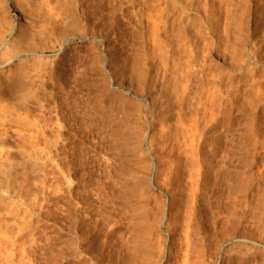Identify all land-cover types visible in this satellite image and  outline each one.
I'll list each match as a JSON object with an SVG mask.
<instances>
[{
    "label": "rangeland",
    "instance_id": "374dc122",
    "mask_svg": "<svg viewBox=\"0 0 264 264\" xmlns=\"http://www.w3.org/2000/svg\"><path fill=\"white\" fill-rule=\"evenodd\" d=\"M155 2H158V3H155ZM168 2H171V3H168ZM207 2H209V4ZM206 3L209 6L205 5ZM120 4L123 6H121ZM154 4H156V6ZM263 4H264V0H206V1L205 0H196V1L195 0H161V1L160 0H157V1L156 0H140L139 1L138 0V3H137V0H81L79 9H83V10H79L80 13L78 14V16L75 17V21L72 22V24L69 22L68 27H66V30L68 32H66V30L62 33L59 32L58 34L60 36L58 34H54L52 36V40H50L46 44L47 46L45 45V42H42L44 44L39 43V45H38V42H36L37 47H36L35 52H37L36 53L37 56L36 55H35L36 57L31 56L32 58L31 57L29 58L31 60H29L28 58L23 59L25 60V61H22L23 62L22 74H24L23 75L24 78L21 80L18 86L13 88V93H11V95L6 97L7 99L5 100V102L6 104L7 103L11 104V105L9 104L6 105V106H10L8 107L10 110H13L15 108L16 111H18V113L19 111H24V109L27 107H32L33 113L36 115L40 113L42 114L45 113L46 117H49V118L53 117V119H51L52 121L51 124L50 123L48 124V127L46 130L48 131V134L50 133L51 134L50 136L53 137L54 139H50V137L47 134L50 141L48 140V138L46 140L45 139L42 140L43 146L45 142H47V140L49 141L46 144L47 146H49L48 147L49 149L47 148L46 151L41 152L42 153L41 157H36L35 155V156H32L33 157L32 159L29 153L23 152V154L25 153V155H22L21 151L13 150L15 152V153L13 152L14 155L17 154L16 156L13 155L14 156L13 157L14 158L13 167L7 166L6 168L5 167L2 168L0 166V180H1L0 181V186H1L0 187V210L2 211L0 212L2 213V216L4 215L3 212L7 211L6 213L4 212L5 215L9 212L10 215L9 214L8 215L12 217V213L13 214L15 213L14 215H17L22 211L24 212L25 209L26 210L31 209L28 206L30 204L31 206L34 204V206L32 207L34 208V211H33L34 220L32 219V226L34 227V229L33 228L23 229V232L26 233L23 235L27 237L25 238L23 236V239H21L22 240L21 242H23L22 246L25 247L24 254L22 253L20 254L18 252L16 255L13 254L11 258H9L10 261L5 260V261H2L1 263L6 262L5 264H29V263L30 264H98V263L99 264H142L143 262H147L148 264H155L153 262L156 261L157 262L156 264H159V263L160 264H180L181 261L184 260L185 264L186 262L190 264V262L186 260V258L187 259L189 258V260H191V264H193L192 262L194 260L193 258L194 255L193 253L191 254L189 253L191 245H193V243L197 240L200 241V238L203 236V239L201 240H204V241H201V242L198 241L199 245L197 242H195L197 245L195 244L193 245V247H201L204 244L206 245V246L204 245L205 246L204 248L206 252H209L206 255L205 261L208 260L206 261V264H216V263L217 264H230L229 261H227L228 258H226L225 255L222 257V255H219L218 253H216L217 252L216 250L218 249V244L223 245L222 243L225 242V240H227L226 236L229 235V233L227 234L228 232L227 230L237 229L240 232L250 231L249 232L250 235H252L251 232H253L255 236L254 235L252 236L256 238L258 236L257 239L259 242H257V244L259 247L257 245L256 246L261 249L263 248V250L259 251L256 262H258L257 264H262V263L264 264V246H263L264 241L262 242L259 239L261 236L264 237V230L262 231V229H264V225H263L264 224V201H263L264 200V197H263L264 196V164H263L264 163L263 161L264 160V147H263L264 146L263 145L264 144V139H263L264 138L263 136L264 135V124H263L264 123V114H263L264 113V101H263L264 100V9H263L264 5ZM137 5L139 6L137 7ZM202 5L205 7L203 8ZM200 8L204 10L202 11L200 10ZM141 15L142 17H140ZM176 15L177 17H175ZM149 16L150 17L153 16L152 19H150ZM110 18L112 19L110 20ZM160 20L162 23H160ZM216 23L219 25H217ZM74 24L76 25V27ZM199 25H201L202 27ZM212 26L217 27V28H213ZM234 26L236 27L240 26L241 28L243 26L244 28L242 29H244V33L241 34L240 32L241 31L243 32V30L239 29L240 31H238V28L236 29V27L234 28ZM106 27L107 28L109 27V28L107 29ZM185 28H189L191 30L185 29ZM93 30L95 31L93 32ZM177 31L178 33L180 32L179 33L180 35L176 33ZM74 33L76 34L78 33L77 34L78 36H76V34ZM79 33L82 36L81 38L83 40L80 39ZM191 33H192V36H190ZM82 34L83 35L86 34V35L83 36ZM175 34L177 35V38ZM240 34L242 35V37ZM243 34L245 35V37ZM195 36L198 38H196ZM189 37H191V39ZM194 37L198 40L195 41ZM14 38L18 40V44L20 43L19 46L22 47V45L24 44L23 41H21L19 38H16V36H14ZM245 38L247 41L245 40ZM67 39L69 41H67L64 44V47L61 50L58 51L57 48L56 49L53 48L56 45L60 44V42H63L64 40H67ZM240 40L241 41L243 40V41L240 42ZM160 42L162 43L160 44ZM231 42L232 43L235 42V43H233L232 45ZM158 45H161L162 48L161 46L158 47ZM206 45H209V47ZM41 47L42 48L44 47V49L42 50ZM184 47L186 50L184 49ZM158 49L160 51H158ZM161 50H163L164 52ZM181 50L182 51L184 50V51L182 52ZM228 51L230 52V54H228L229 53ZM188 54L192 56L190 57ZM186 58H187V61H186ZM173 62L175 63V65L172 64ZM204 63H205V68H207V71H208V80H207L208 82L204 80L203 83L205 86L209 85L208 87L209 89L207 90L210 93L212 91L214 92V93L212 92L213 94L212 93L210 94V97L206 96L207 101L209 98L211 99V101L209 99L210 102H208L207 104L208 106L210 104V106L208 107L209 109L206 108L205 106L203 107L201 102L199 103L200 98L202 96L201 93L203 91L202 90L200 92V90L203 89L204 87L202 88V85L198 84V81L202 80L203 75L200 73L201 71L200 72H197V71H199V64H200V69H201V64H204ZM143 64L144 66H142ZM164 64L166 65L168 64L167 65L168 67ZM206 64H208L209 66ZM175 67H177V70H178L177 72H175L176 71ZM14 68H15V64L14 65L12 64L9 67L0 69V79L6 78L7 76H9V74H12L14 71ZM185 68L186 70H184ZM8 69H11L12 73H9V71L8 73L5 72ZM134 69L137 71V73ZM167 69H169L168 70L169 72H167ZM187 70H190V71L193 70L194 72L197 73L196 76L198 77L196 76L193 77L194 76L193 71L189 75ZM214 70L217 73L216 72L214 73ZM184 71L185 72L187 71L186 73L187 76ZM182 72H184V74ZM218 72L220 74H218ZM138 73H140L141 75ZM28 74L29 76L26 77L25 75H28ZM214 74H215V77H213ZM33 75L35 76L37 75V76L35 77ZM161 75L164 78L166 77L165 78L166 80H164V78ZM30 77L31 79H29ZM133 77H134V80H133ZM187 77L189 78V80H191L190 78H194V80L196 79L198 81H194L192 79L190 81L191 83L189 82L188 89H184L186 86L183 87V83L185 84L186 81H183L184 80L183 78L188 79ZM42 79L43 81H41ZM74 79L77 81H75ZM130 81L132 82L130 83ZM192 81H194L193 84H192ZM171 84L173 85L171 86ZM141 85L143 88L140 87ZM200 86L201 88H199ZM213 86L216 89L220 88L219 90H217L219 92L224 91L223 92L224 95H222L224 97L219 96L218 98L217 94H215L218 92H215L216 89L213 90ZM127 87H131V88H127ZM196 87H198L200 90ZM141 88L143 89L142 91H141ZM189 89L190 91L191 90L192 91L190 92ZM183 90L187 92V93L184 92L185 95L184 94L182 95ZM230 90H231V94H230ZM260 90H261V93H260ZM69 91H71V97L70 95L67 94L69 93ZM209 92H208V96H209ZM163 93L164 94L166 93V94L164 95ZM169 93L170 95H168ZM193 93H196L195 94L196 97L194 96ZM258 93L261 95H259ZM197 94L198 95L200 94L199 95L200 97L198 96L197 98ZM173 95H174V98H173ZM190 95H193V96H190ZM212 95H213L214 100H212V97H211ZM255 95L258 97H256ZM183 96L184 98L185 97L187 98V101H184ZM254 96L256 97V100L255 102H251V101H254L255 99ZM260 96H263V98L262 97L260 98ZM68 97L70 98V102H71L73 109H75V111L73 109H72L73 111L71 110L72 114L74 112L77 113L78 109L82 110V114H81L82 117H80L81 124L80 123L77 124L74 121H72L73 129H70V130H68L67 128V124H66L67 123L66 121L67 120L66 118L67 109H66V106H64L66 104L65 102L67 101ZM165 97L168 99H166ZM176 98H177V102H176ZM202 98L204 99L205 97H202ZM153 99L155 100L153 101ZM259 99L260 101L258 102ZM215 100H218V102L216 103ZM192 101H194L195 104L197 103V105L200 106V108L198 109L202 111L198 112V109H196L197 108L196 105L194 103H189ZM154 102H156L157 104ZM220 102L222 104H220ZM218 103L220 104V106L217 107ZM248 103L250 104V106ZM77 105H80V106L76 108ZM179 106L180 107L184 106L183 108L186 111H184L183 108H179ZM107 108L108 110H106ZM179 109L180 110L182 109L183 110L182 113L184 114L187 113L186 115H188L187 117L189 120L183 114L185 116V118L184 117L182 118L184 119V122L186 120L191 121L189 117H191V115L193 114L194 115L196 114L197 117L195 116L196 118L194 119V115H193V120L191 122L192 124H197L199 126L198 128L197 125H195L196 126V127L194 126L195 131L192 132V134L197 135L195 137L198 138L199 140L198 141L196 139L198 141V144L194 142V145H197V146L199 145L198 149H196V153L200 155L198 154L195 155L199 157H194L192 155L193 153L191 152L192 154H189V155L184 154L186 156L185 157L183 156L181 161H179L177 157L179 147L176 148V146L179 145L178 142L182 145L184 144L183 142L184 138L182 137V135H183V132H186L185 127H187L189 123L187 122L188 124L186 123L185 125V123L182 122V120H179L180 117L179 118L177 117L181 113ZM220 109L223 110V112L221 111V113L223 114L217 113L215 115L217 110L219 112ZM129 110L131 111V113L129 112ZM176 110H179L178 111L179 114L175 112ZM195 110H197L196 113H195ZM203 110L204 111L207 110L206 120L208 122L204 118H201L202 117L201 112L203 113V117H204ZM213 111H214V115H208V112L212 113ZM165 112L167 113L165 114ZM176 113L178 114L177 116H176ZM108 119L110 121H108ZM252 121L254 122L252 123ZM166 122L168 125L166 124ZM52 125L55 127H53ZM61 125L62 127H60ZM79 125H81L80 127L82 130V131L80 130L81 133L79 130L75 128V127L78 128ZM205 125H207V127ZM202 126H205L206 128L205 127L202 128ZM52 127L55 129L52 130ZM248 128L251 130H248ZM180 129L181 130L183 129L182 130L183 132ZM200 129H202V131H200ZM34 130L35 129H33L32 131ZM55 130H57V133ZM144 130L146 132H144ZM34 132H36V130ZM58 133L61 137L58 136ZM67 133L68 135L65 136V134ZM253 133H256V136L258 134L257 136L258 139H256V137L253 138V136L250 135ZM53 134L55 137L58 136L59 138L58 137L57 138L59 140L55 138ZM77 134L79 135L81 134L80 137ZM192 134L190 133L186 137L188 136L191 137ZM67 136L70 138L69 140L66 139ZM205 136L206 138H204ZM247 136H249V138ZM250 137L251 139L255 141L253 142L250 139ZM260 137L262 139H260ZM189 139L187 140L188 142L186 141L187 147H185V149L186 148L189 149L190 146L192 147V145H189L191 143L190 142L191 139L190 141ZM202 139L206 140V144L204 143L205 141H203ZM213 139L215 140V142ZM246 139H248V142ZM259 140L260 141L262 140L261 141L262 144ZM157 141H159V143ZM251 141L253 142V144H249ZM256 141H259V142L257 143ZM246 142L249 144V146H252V147H249ZM255 144L257 145L253 147V145ZM186 145H183V146H186ZM171 148L172 149L174 148V149L172 150ZM252 149L254 150V152H252L253 151ZM248 150H251L250 151L251 153L250 152L248 153ZM245 151H247V153H245ZM199 152H202V153H199ZM31 155L33 154L31 153ZM28 156H30L31 158H29ZM37 156H40V154H38ZM175 157L177 158L175 159ZM70 159L74 163H70L71 162ZM191 161H193L194 166H197V165H200L201 167L203 166L202 169H204L205 167L207 168L209 166L207 168V171L201 174V178H200L201 184L199 183L198 185L199 191L197 192L198 194L196 196V202H195L196 205L194 204V210H195L194 216L195 217L198 216V217L197 218L194 217L195 221L192 223L193 225H191L193 227V229H190L191 231L186 226V228H188V230L191 232L192 235L194 234V232H196L197 234H201L199 239L195 237L197 234L196 235L194 234L195 235V236L193 235V239H195L194 241H192L193 239H191L192 237L190 233L189 235L191 238H188L189 236H187L189 231L185 228V225H184V222L186 219L183 220L182 215L181 216L179 215L182 211V206L183 205L186 206V202L183 200L180 206V205L174 204V201H170V199L172 200V198H170L171 190L172 188L175 187V185H178L177 184L178 181L172 179L174 177L172 176V173L170 174L169 172H171L172 169L177 167L178 165H182L184 168H186V171H188ZM182 162L185 163V165ZM260 162L261 163L263 162V163L261 164ZM187 163L189 164L188 166L186 165ZM174 164L175 165L177 164V166L173 167ZM205 164L208 166H204ZM70 166H72V168ZM235 168H237L238 170ZM69 169L70 171H68ZM132 169H134V171ZM11 170H13V172ZM260 170H262L263 172ZM9 171L11 172V174L8 173ZM243 171L246 173L245 175ZM259 171L260 173L258 174ZM5 172L7 174H5ZM206 173H208V176ZM102 174L104 175V177ZM138 174L140 176H138ZM237 174H238V177H237ZM243 175L245 178H247V175H248V179H250L249 175L253 178V179L251 178L252 179L251 183L253 182L252 183L253 189L248 190V192L246 193L240 191L238 188V185L240 186V183L242 184L244 182L243 181L244 177H242ZM203 176H206V177L204 178ZM241 177L243 179H237ZM203 178L205 180H203ZM258 179L260 182L258 181ZM218 180L221 182H219ZM257 183L258 185H256ZM7 184L8 186H6ZM165 184H167V187L169 188L163 189L164 186L166 187ZM162 189L164 191H161ZM143 194L144 195L146 194V195L144 196ZM201 194H203L204 196ZM64 195H66V197ZM144 204L145 206H143ZM185 206H183L184 207L183 210H186ZM231 206H234L235 208L237 207L235 209L236 211L234 210V208L232 209ZM173 207L175 208L172 209ZM164 208H167V209H164ZM241 208L243 211L239 210ZM226 210L229 211L231 214L227 213ZM115 212H116V216H115ZM34 213L35 214L40 213V215H34ZM176 213L178 214L176 215ZM144 214L147 216H145ZM228 214L231 215L232 217L228 216ZM245 214L247 215L245 216ZM183 216L184 218H186L185 214H183ZM141 218H145V219H141ZM118 219L120 220L117 221ZM160 219H162L163 221L162 223H159ZM167 220L169 221V223ZM226 220H227L226 222L227 225H225ZM248 220H251V221H248ZM255 220H257L258 223ZM179 221L182 222L183 224L180 223ZM206 221L208 222V224ZM137 222L139 223V225ZM230 222H231V225H230L231 227L229 226ZM136 223H137V226H136ZM149 223L152 225H150ZM163 223L165 225H163ZM196 224L198 227L200 225L199 228L196 227L197 229H199V233H198V230L195 228ZM172 225L174 227H172ZM221 226H223L224 228ZM222 228L225 230H223ZM185 229L188 232L184 233ZM2 231L3 230H1L0 233H2ZM14 231L15 232L20 231V229H15ZM220 231H221V234H220ZM28 232L29 234L31 232V234L29 235ZM133 234H135L136 236H133ZM150 234H151V239H150ZM31 235H32V238H31ZM145 235H147L146 236L147 239L148 238L150 239V240L148 239V242H146L147 240L143 238V236ZM221 235L223 236V239H221L222 237ZM259 235L261 236L259 237ZM184 236H185V239H186V236L188 240L190 239L189 243L192 241L190 243L191 245L188 243V246H190L189 248L186 245L187 242L183 238ZM198 236L199 235H197V237ZM218 239H220V243L218 242L219 241ZM127 240L129 243H127ZM144 240H146L145 241L146 243L143 242ZM181 240H182V243H180ZM130 241L133 242V244H131ZM221 241L223 242L221 243ZM28 242L30 244L32 242V244L30 245ZM104 242L106 245L104 244ZM157 242H160V243H157ZM155 243L157 244L156 247H155ZM200 243L203 245H200ZM249 243L250 245H252L251 242ZM149 244H150V247H152L151 248L152 251H149L150 247L146 246V245L149 246ZM159 244L160 245L163 244L162 245L163 248L162 246H160L159 248ZM130 245L134 249H136L138 252H140V254L142 252V256H140L136 250L134 252V249ZM124 246L125 248H123ZM136 246L141 249L135 248ZM186 246H187V249L186 248L184 249V247ZM142 247L143 248L145 247V249L147 247L149 249L147 252L149 253H147L145 249L142 250L143 249ZM232 247L235 249V250L233 249V251L237 250L235 246H232ZM188 249L189 251H187L186 253V250ZM4 251L5 249H1L0 253L4 255L7 254V251L6 252ZM150 252H152V255L148 256L147 254H150ZM160 252L163 254H161ZM143 254H146L148 257H151V258H149L148 260L147 259L148 257L145 258L146 255L143 256ZM188 254H190V256H188ZM136 255H137V258H135ZM160 255H162L161 259L159 257ZM123 256H124V260H123ZM131 257H133L134 259H132ZM155 257H159V258L155 259ZM97 258L100 262L97 260ZM157 259H159L160 261H158ZM231 259L233 260V264H237V261L239 260L238 255L236 253L235 255H233ZM143 260H146V261H143ZM172 262H176V263H172ZM184 262L182 261V264Z\"/></svg>",
    "mask_w": 264,
    "mask_h": 264
},
{
    "label": "bare ground",
    "instance_id": "6f19581e",
    "mask_svg": "<svg viewBox=\"0 0 264 264\" xmlns=\"http://www.w3.org/2000/svg\"><path fill=\"white\" fill-rule=\"evenodd\" d=\"M14 0H0V69H4V68H6V67H9L10 65H14L15 64V68H14V71H13V73H12V71H11V69H8L7 71H5V72H7L8 73V71H9V73H12V74H9V76H7L6 78H3V79H0V166L2 167V168H6L7 166L8 167H13V163H14V156H16V155H14V151L13 150H19V151H21L22 152V155H25V153L23 154V152H26V153H29L30 154V156L32 157V156H35L36 155V157H41V152H43V151H46V149L49 147V146H47L46 144H47V142H49L50 140H49V137H50V139H54L53 137H51L50 135V133L48 134V131L46 130L47 129V127H48V124L50 123L51 124V119H53V117L51 118H49V117H46L45 116V113H40V114H38V115H36V114H34L33 113V109H32V107H27V108H25L24 109V111H19V113H18V111H16V109L14 108H12L13 110H15V111H13V110H10L8 107H10V106H6L7 104H9V103H7L6 104V102H5V100L7 99L6 97H8L9 95H11V93H13V88L14 87H16V86H18L19 85V83L21 82V80L24 78V74H22V72H23V69H22V64H23V62L22 61H25V60H23V59H25V58H30L31 56H37V52H35L36 51V47H37V44H36V42H38V45H39V43H41V44H44V43H42V42H45V45L50 41V40H52V36L54 35V34H58L59 32H64L65 30H66V27H68V24H69V22L72 24V22H74L75 21V17L76 16H78V14L80 13L79 12V10H83V9H79V5H80V2H81V0H15L14 2H13ZM140 1V0H139ZM157 1V0H156ZM161 1V0H160ZM196 1V0H195ZM206 1V0H205ZM124 2V1H123ZM132 2V1H131ZM134 2V1H133ZM136 2V1H135ZM143 2V1H142ZM147 2V1H146ZM201 2V1H200ZM137 3H138V0H137ZM155 3H158V2H155ZM163 3V2H162ZM168 3H171V2H168ZM196 3V2H195ZM198 3V2H197ZM208 4H209V2H207ZM205 4V5H208V4ZM141 4V3H140ZM148 4H150V3H148ZM152 4V3H151ZM164 4V3H163ZM199 4V3H198ZM121 5V4H120ZM155 6H156V4H154ZM264 5V4H263ZM121 6H123V5H121ZM139 5H137V7H138ZM166 6V5H165ZM175 6V5H174ZM197 6V5H196ZM199 6V5H198ZM203 6V5H202ZM209 6V5H208ZM207 6V7H208ZM147 7H148V5H147ZM160 7V6H159ZM163 7V6H162ZM205 6H203V8H204ZM212 7V6H211ZM214 7V6H213ZM81 8V7H80ZM151 8V7H150ZM196 8V7H195ZM199 8V7H198ZM209 8V7H208ZM263 8V7H262ZM135 9V8H134ZM158 9V8H157ZM167 9V8H166ZM166 9H164V10H166ZM170 9V8H169ZM172 9V8H171ZM216 9V8H215ZM264 9V8H263ZM115 10V9H114ZM118 10V9H117ZM179 10V9H178ZM199 10V9H198ZM200 10H202V8H200ZM204 10V9H203ZM202 10V11H203ZM214 10V9H213ZM119 11V10H118ZM136 11H138V10H136ZM141 11V10H140ZM158 11V10H157ZM162 11V10H161ZM174 11H175V9H174ZM121 12V11H120ZM124 12V11H123ZM178 12V11H177ZM176 12V13H177ZM143 13V12H142ZM158 13V12H157ZM165 13V12H164ZM168 13V12H167ZM179 13V12H178ZM181 13V12H180ZM160 14V13H159ZM163 14V13H162ZM92 15V14H91ZM169 15V14H168ZM84 16V15H83ZM125 16H126V14H125ZM92 17V16H91ZM96 17V16H95ZM100 17V16H99ZM140 17H142V15L140 16ZM150 17V16H149ZM153 17V16H152ZM152 17H150V19H152ZM157 17V16H156ZM174 17V16H173ZM175 17H177V15L175 16ZM181 17V16H180ZM179 17V18H180ZM79 18H81V17H79ZM100 19V18H99ZM98 19V20H99ZM102 19V18H101ZM112 18H110V20H111ZM121 19V18H120ZM164 19V18H163ZM87 20V19H86ZM92 20V19H91ZM89 21V20H88ZM95 21H97V20H95ZM94 21V22H95ZM163 21V20H162ZM77 22V21H76ZM113 22V21H112ZM159 22V21H158ZM167 22V21H166ZM169 22V21H168ZM260 22V21H259ZM90 23V22H89ZM101 23V22H100ZM160 23H162L161 22V20H160ZM188 23V22H187ZM191 23V22H190ZM197 23V22H196ZM70 24V25H71ZM77 24V23H76ZM82 24V23H81ZM116 24V23H115ZM199 24V23H198ZM201 24H203V23H201ZM217 24V23H216ZM75 25V24H74ZM78 25V24H77ZM95 25V24H94ZM159 25V24H158ZM158 25H156V26H158ZM175 25V24H174ZM217 25H219V24H217ZM224 25V24H223ZM165 26V25H164ZM189 26H190V24H189ZM199 26H201V25H199ZM210 26H211V24H210ZM71 27V26H70ZM75 27H76V25H75ZM160 27V26H159ZM194 27V26H193ZM202 27V26H201ZM213 27V26H212ZM220 27V26H219ZM227 27V26H226ZM236 26H234V28H235ZM247 27V26H246ZM100 28V27H99ZM107 28V27H106ZM109 28V27H108ZM107 28V29H108ZM113 28V27H112ZM163 28V27H162ZM164 28H166V27H164ZM190 28V27H189ZM189 28H185V29H189ZM192 28V27H191ZM198 28V27H197ZM213 28H217V27H213ZM238 28V31H240L239 29H241V30H243V32L241 31L240 33L242 34V33H244V29H242V28H244L243 26H242V28L239 26V27H236V29ZM176 29V28H175ZM233 29V28H232ZM89 30V29H88ZM156 30V29H155ZM163 30V29H162ZM166 30V29H165ZM189 30H191V29H189ZM216 30V29H215ZM222 30V29H221ZM227 30V29H226ZM95 30H93V32H94ZM104 31V30H103ZM108 31V30H107ZM158 31V30H157ZM197 31V30H196ZM203 31V30H202ZM235 31H237V30H235ZM66 32H68L67 30H66ZM72 32V31H71ZM93 32H91V33H93ZM97 32V31H96ZM109 32V31H108ZM111 32V31H110ZM173 32V31H172ZM193 32V31H192ZM211 32V31H210ZM98 33V32H97ZM177 34H179L178 33V31L176 32ZM194 33V32H193ZM247 33V32H246ZM74 34H76V33H74ZM78 34V33H77ZM76 34V36H78ZM159 34V33H158ZM163 34V33H162ZM173 34V33H172ZM171 34V35H172ZM182 34V33H181ZM238 34H239V32H238ZM240 34V35H241ZM249 34V33H248ZM59 35V34H58ZM64 35V34H63ZM79 35H80V33H79ZM83 35V34H82ZM84 35H86V34H84ZM83 35V36H84ZM160 35V34H159ZM176 35V34H175ZM180 35V34H179ZM178 35V36H179ZM244 35V34H243ZM14 36H16V38H19L21 41H23V45H22V43H21V45H22V47H20L19 46V44H18V40L17 39H15L14 38ZM60 36V35H59ZM65 36V35H64ZM72 36V35H71ZM75 36V35H74ZM98 36V35H97ZM162 36V35H161ZM165 36H166V34H165ZM168 36V35H167ZM190 36H192V33L190 34ZM198 36V35H197ZM211 36V35H210ZM216 36V35H215ZM239 36V35H238ZM82 36L80 35V39H82L81 38ZM163 37V36H162ZM185 37V36H184ZM183 37V38H184ZM196 37V36H195ZM194 37V38H195ZM201 37V36H200ZM224 37V36H223ZM241 37H242V35H241ZM244 37H245V35H244ZM65 38V37H64ZM76 38V37H75ZM88 38V37H87ZM176 38H177V35H176ZM187 38V37H186ZM190 39H191V37H189ZM196 38H198V37H196ZM195 38V41L196 40H198V39H196ZM204 38V37H203ZM206 38V37H205ZM17 42H16V41ZM83 40V39H82ZM193 40V39H192ZM211 40V39H210ZM219 40V39H218ZM234 40V39H233ZM245 40H246V38H245ZM244 40V41H245ZM62 41V40H61ZM67 41H69L68 39L67 40H64L63 42H60V44H58V45H54L55 47H53V48H57V50L59 51V50H61L63 47H64V44L67 42ZM194 41V40H193ZM222 41H223V39H222ZM235 41V40H234ZM243 41V40H242ZM241 40H240V42H242ZM247 41V40H246ZM245 41V42H246ZM53 42V41H52ZM192 42V41H191ZM211 42V41H210ZM213 42V41H212ZM221 42V41H220ZM237 42V41H236ZM239 42V41H238ZM162 42H160V44H161ZM164 43V42H163ZM175 43V42H174ZM193 43V42H192ZM199 43V42H198ZM228 43V42H227ZM232 43V42H231ZM233 43H235V42H233ZM233 43H232V45H233ZM195 44V43H194ZM210 44V43H209ZM242 44V43H241ZM240 44V45H241ZM248 44V43H247ZM36 45V46H35ZM165 45V44H164ZM188 45H190V44H188ZM192 45V44H191ZM201 45V44H200ZM225 45V44H224ZM246 45V44H245ZM47 46V45H46ZM159 46H161V45H158V47ZM168 46V45H167ZM175 46H176V44H175ZM197 46H199V45H197ZM206 46H208L209 47V45H206ZM243 46V45H242ZM247 46V45H246ZM157 47V48H158ZM166 47V46H165ZM178 47V46H177ZM236 47V46H235ZM235 47H234V49H235ZM40 48V47H39ZM42 48V47H41ZM48 48V47H47ZM161 48H162V46H161ZM173 48V47H172ZM179 48V47H178ZM201 48V47H200ZM237 48V47H236ZM241 48V47H240ZM245 48V47H244ZM44 49V47L42 48V50ZM160 49V48H159ZM158 49V51H160ZM175 49V48H174ZM184 49H185V47H184ZM239 49V48H238ZM254 49V48H253ZM56 50V51H57ZM178 50V49H177ZM177 50H176V52H177ZM186 50V49H185ZM200 50V49H199ZM241 50V49H240ZM161 51H163V50H161ZM175 51V50H174ZM182 51V50H181ZM184 51V50H183ZM182 51V52H183ZM234 51H236V50H234ZM239 51V50H238ZM164 52V51H163ZM162 52V53H163ZM180 52V51H179ZM202 52V51H201ZM220 52V51H219ZM229 52V51H228ZM165 53H166V51H165ZM192 53V52H191ZM223 53V52H222ZM234 53V52H233ZM157 54V53H156ZM164 54V53H163ZM163 54H161V55H163ZM177 54V53H176ZM205 54H207V53H205ZM228 54H230V52L228 53ZM242 54V53H241ZM158 55V54H157ZM156 55V56H157ZM165 55V54H164ZM170 55V54H169ZM189 55V54H188ZM203 55H204V53H203ZM203 55H202V57H203ZM223 55V54H222ZM35 56V57H36ZM160 56V55H159ZM178 56V55H177ZM190 56V55H189ZM192 56V55H191ZM190 56V57H191ZM210 56V55H209ZM221 56V55H220ZM237 56V55H236ZM240 56V55H239ZM242 56V55H241ZM137 57V56H136ZM180 57V56H179ZM178 57V58H179ZM32 58V57H31ZM158 58V57H157ZM175 58V57H174ZM193 58V57H192ZM229 58V57H228ZM247 58V57H246ZM34 59V58H33ZM139 59V58H138ZM191 59V58H190ZM194 59V58H193ZM198 59V58H197ZM206 59V58H205ZM225 59V58H224ZM242 59V58H241ZM29 60H31V59H29ZM140 60V59H139ZM203 60V59H202ZM26 61H27V59H26ZM141 61V60H140ZM186 61H187V58H186ZM190 61V60H189ZM204 61H206V60H204ZM229 61V60H228ZM235 61V60H234ZM241 61V60H240ZM239 62V61H238ZM242 62V61H241ZM263 62V61H262ZM161 63V62H160ZM163 63V62H162ZM166 63V62H165ZM178 63V62H177ZM230 63H232V62H230ZM142 64V63H141ZM172 64H174L175 65V63L173 62ZM184 64V63H183ZM191 64V63H190ZM236 64V63H235ZM132 65V64H131ZM164 65H166V64H164ZM168 65V64H167ZM166 65V66H167ZM171 65V64H170ZM206 65H208V64H206ZM231 65V64H230ZM249 65V64H248ZM137 66H138V64H137ZM142 66H144V64L142 65ZM177 66V65H176ZM193 66V65H192ZM209 66V65H208ZM132 67V66H131ZM136 67V66H135ZM168 67V66H167ZM182 67V66H181ZM176 68V71L175 72H177L178 70H177V67H175ZM179 68V67H178ZM210 68V67H209ZM246 68V67H245ZM249 68V67H248ZM149 69V68H148ZM166 69V68H165ZM171 69V68H170ZM181 69V68H180ZM179 69V70H180ZM192 69H194V68H192ZM213 69V68H212ZM230 69V68H229ZM12 70H13V68H12ZM46 70V69H45ZM135 70V69H134ZM150 70V69H149ZM148 70V71H149ZM160 70V69H159ZM169 69H167V72H169L168 71ZM183 70V69H182ZM181 70V71H182ZM184 70H186V68L184 69ZM41 71H42V69H41ZM47 71V70H46ZM136 71V70H135ZM188 71V73H189V75H190V73H192V71H190V70H187ZM187 71L185 72V74L187 73ZM201 71V72H200ZM247 71V70H246ZM250 71V70H249ZM4 72V73H5ZM108 72V71H107ZM184 72H182L183 74H184ZM194 72V71H193ZM197 72H200L203 76H202V80H194V78H190L191 80L193 79L194 81H198V84H201L202 85V88L203 89H199V88H201V86L198 88V87H196V88H198L199 90H200V92L202 91V96H201V98H200V101H199V103L201 102V104L203 105V107L205 106L206 108H208L209 106H210V104H209V106L207 105L208 104V102H210L211 101V99H210V101H209V99H208V101H207V99H206V96L207 97H210V94L213 92L212 90H210V91H212L211 93L207 90V89H209L208 87H209V85L208 86H205L204 85V83H203V81L204 80H208V71H207V68H205V63L204 64H201V69H200V64H199V71H197ZM216 71L214 70V73H215ZM220 72H222V71H220ZM231 72V71H230ZM41 73V72H40ZM43 73V72H42ZM77 73V72H76ZM79 73H81V72H79ZM86 73V72H85ZM136 73H137V71H136ZM149 73V72H148ZM180 73V72H179ZM217 73V72H216ZM247 73V72H246ZM251 73V72H250ZM39 74V73H38ZM133 74V73H132ZM135 74V73H134ZM138 74H140V73H138ZM151 74V73H150ZM176 74V73H175ZM196 72H194L193 73V77H195L196 76ZM199 74V73H198ZM211 74V73H210ZM218 74H220L219 72H218ZM236 74V73H235ZM77 75V74H76ZM81 75V74H80ZM90 75V74H89ZM88 75V76H89ZM141 75V74H140ZM163 75V74H162ZM161 75V76H162ZM165 75V74H164ZM229 75V74H228ZM228 75H227V77H228ZM237 75V74H236ZM243 75V74H242ZM26 77H28L29 76V74L28 75H25ZM33 76H35V75H33ZM37 76V75H36ZM35 76V77H36ZM49 76V75H48ZM74 76H75V74H74ZM117 76V75H116ZM132 76V75H131ZM135 76H137V75H135ZM177 76H178V74H177ZM186 76H187V74H186ZM211 76V75H210ZM209 76V77H210ZM221 76V75H220ZM25 77V78H26ZM32 77V76H31ZM31 77L29 78V79H31ZM35 77H33V78H35ZM78 77V76H77ZM87 77V76H86ZM157 77H158V75H157ZM163 77V76H162ZM161 77V78H162ZM172 77V76H171ZM183 77H184V75H183ZM196 77H198V76H196ZM212 77V76H211ZM213 77H215V74H214V76ZM232 77V76H231ZM69 78V77H68ZM81 78V77H80ZM116 78V77H115ZM132 78V77H131ZM160 78V79H161ZM164 78V77H163ZM166 78V77H165ZM164 78V80H166ZM176 78V77H175ZM186 78V77H185ZM185 78H183L184 80L183 81H186L187 82V84H186V82H185V84L183 83V87L184 86H186L184 89H188V87H189V82L191 81V80H189V78L188 79H185ZM27 79V78H26ZM43 79H44V77H43ZM43 79L41 80V81H43ZM89 79H90V77H89ZM92 79V78H91ZM117 79H118V77H117ZM125 79H127V78H125ZM124 79V80H125ZM144 79H145V77H144ZM154 79H155V77H154ZM174 79V78H173ZM177 79V78H176ZM217 79V78H216ZM215 79V80H216ZM219 79V78H218ZM221 79V78H220ZM75 80V79H74ZM79 80V79H78ZM113 80V79H112ZM133 80H134V77H133ZM132 80V81H133ZM163 80V81H164ZM170 80V79H169ZM181 80V79H180ZM227 80V79H226ZM230 80V79H229ZM75 81H77V80H75ZM132 81H130V83L132 82ZM194 81H192V84H193V82ZM210 81V80H209ZM220 81V80H219ZM99 82V81H98ZM101 82V81H100ZM161 82V81H160ZM168 82H170V81H168ZM175 82V81H174ZM208 82V81H207ZM227 82V81H226ZM239 82H241V81H239ZM238 82V83H239ZM41 83H43V82H41ZM65 83H66V81H65ZM74 83V82H73ZM191 83V82H190ZM197 83V82H196ZM203 83V84H202ZM69 84V83H68ZM78 84V83H77ZM117 84V83H116ZM115 84V85H116ZM122 84V83H121ZM154 84V83H153ZM170 84V83H169ZM206 84V83H205ZM218 84V83H217ZM101 85V84H100ZM130 85V84H129ZM163 85V84H162ZM165 85V84H164ZM173 84H171V86H172ZM204 85V86H203ZM207 85V84H206ZM228 85V84H227ZM77 86H79V85H77ZM103 86V85H102ZM120 86V85H119ZM123 86V85H122ZM121 86V87H122ZM128 86V85H127ZM134 86V85H133ZM147 86V85H146ZM217 86V85H216ZM215 86V87H216ZM20 87V86H19ZM24 87H26V86H24ZM138 87V86H137ZM140 87H142V85L140 86ZM170 87V86H169ZM212 87V86H211ZM231 87V86H230ZM22 88V87H21ZM101 88V87H100ZM127 88H131V87H127ZM135 88V87H134ZM143 88V87H142ZM141 88V91L143 90ZM145 88V87H144ZM196 88H195V90H196ZM137 89V88H136ZM135 89V90H136ZM146 89V88H145ZM176 89V88H175ZM214 89H216V88H214V86H213V90ZM220 88H218V89H216V91L215 92H218V93H215V94H217V97L219 98V96H222V95H224V91H217V90H219ZM222 89V88H221ZM232 89V88H231ZM234 89V88H233ZM21 90V89H20ZM107 90V89H106ZM112 90V89H111ZM110 90V91H111ZM129 90V89H128ZM132 90V89H131ZM227 90V89H226ZM23 91V90H22ZM134 91V90H133ZM189 91H190V89H189ZM192 91V90H191ZM190 91V92H191ZM194 91V90H193ZM198 91V90H197ZM197 91H195V92H197ZM112 92V91H111ZM145 92H147V91H145ZM163 92V91H162ZM167 92V91H166ZM177 92V91H176ZM182 92V91H181ZM184 92H186V91H184L183 90V92H182V95L184 94ZM189 92V93H190ZM208 92H209V96H208ZM226 92V91H225ZM259 92V91H258ZM128 93V92H127ZM149 93V92H148ZM187 93V92H186ZM197 93H199V92H197ZM214 93V92H213ZM212 93V94H213ZM260 93H261V90H260ZM68 95H70V97H71V91H69V93H67ZM146 94V93H145ZM164 94V93H163ZM166 94V93H165ZM164 94V95H165ZM181 94V93H180ZM194 94V96H195V94L196 93H193ZM221 94V95H220ZM230 94H231V90H230ZM259 94V93H258ZM257 94V95H258ZM74 95V94H73ZM72 95V96H73ZM90 95V94H89ZM99 95V94H98ZM137 95V94H136ZM141 95V94H140ZM163 95V96H164ZM168 95H170V93L168 94ZM179 95V94H178ZM185 95V94H184ZM189 95V94H188ZM200 95V94H199ZM198 94H197V98H198V96H199ZM232 95H234V94H232ZM231 95V96H232ZM259 95H261V94H259ZM79 96V95H78ZM120 96H122V95H120ZM142 96V95H141ZM167 96V95H166ZM181 96V95H180ZM190 96H193V95H190ZM215 96V95H214ZM237 96V95H236ZM256 96V95H255ZM254 96V97H255ZM93 97V96H92ZM117 97V96H116ZM162 97V96H161ZM172 97V96H171ZM170 97V98H171ZM179 97V96H178ZM182 97V96H181ZM188 97V96H187ZM196 97V96H195ZM200 97V96H199ZM202 97H205L204 99L202 98ZM212 97V100H214V98H213V95L211 96ZM216 97V96H215ZM222 97H224V96H222ZM256 97H258V96H256ZM256 97H255V99H254V101H251L250 99V101L251 102H255V100H256ZM263 98V96H260V98ZM108 98V97H107ZM123 98V97H122ZM166 98V97H165ZM164 98V99H165ZM173 98H174V95H173ZM183 98H184V96H183ZM190 98V97H189ZM191 98H193V97H191ZM221 98V97H220ZM117 99V98H116ZM119 99V98H118ZM152 99V98H151ZM166 99H168V98H166ZM182 99V98H181ZM225 99V98H224ZM241 99V98H240ZM65 100V99H64ZM63 100V101H64ZM77 100V99H76ZM144 100V99H143ZM155 99H153V101H154ZM221 100V99H220ZM223 100V99H222ZM227 100V99H226ZM248 100V101H249ZM262 100V99H261ZM63 101H61V102H63ZM103 101V100H102ZM141 101V100H140ZM160 101V100H159ZM167 101V100H166ZM171 101H172V99H171ZM184 101H187V98L185 97L184 98ZM189 101V100H188ZM206 101H207V103H206ZM216 101V103L218 102V100H215ZM224 101V100H223ZM222 101V102H223ZM260 101V99L258 100V102ZM264 101V100H263ZM73 102V101H72ZM75 102V101H74ZM79 102V101H78ZM85 102V101H84ZM104 102V101H103ZM126 102V101H125ZM124 102V103H125ZM157 102V101H156ZM156 102H154V103H156ZM161 102V101H160ZM176 102H177V98H176ZM251 102H249V103H251ZM257 102V103H258ZM66 103V104H65ZM64 104V106H66V109H67V116H66V118H67V128H68V130H70V129H73V125H72V121H74L75 123H77V124H79L81 121H80V117H82V110L81 109H78L77 110V113H71L73 110L75 111V109H73V107H72V105H71V102H70V98L68 97L67 98V101L65 102ZM114 103V102H113ZM123 103V102H122ZM152 103V102H151ZM171 103V102H170ZM184 103V102H183ZM189 103H194V101H192V102H189ZM248 103V104H249ZM59 104H60V102H59ZM82 104V103H81ZM84 104V103H83ZM157 104V103H156ZM159 104V103H158ZM163 104V103H162ZM169 104V103H168ZM195 104V103H194ZM220 104H222L221 102H220ZM220 104L218 103V105H217V107L218 106H220ZM233 104V103H232ZM235 104V103H234ZM253 104V103H252ZM259 104V103H258ZM257 104V105H258ZM9 105H11V104H9ZM53 105H54V103H53ZM155 105V104H154ZM165 105V104H164ZM181 105V104H180ZM196 105V109H198V108H200V106H198L197 105V103L195 104ZM195 105H193V106H195ZM201 105V106H202ZM256 105V104H255ZM78 106H80V105H77L76 106V108L78 107ZM95 106V105H94ZM146 106V105H145ZM249 106H250V104H249ZM12 107V106H11ZM41 107V106H40ZM60 107V106H59ZM91 107V106H90ZM116 107V106H115ZM124 107H126V106H124ZM156 107V106H155ZM158 107V106H157ZM169 107V106H168ZM184 106H182V107H180L179 106V108H183ZM253 107H254V105H253ZM56 108V107H55ZM61 108V107H60ZM80 108V107H79ZM128 108V107H127ZM148 108V107H147ZM40 109V108H39ZM46 109H48V108H46ZM73 109V110H72ZM83 109V108H82ZM134 109V108H133ZM140 109V108H139ZM144 109V108H143ZM151 109V108H150ZM153 109V108H152ZM155 109V108H154ZM193 109V108H192ZM202 109V108H201ZM209 109V108H208ZM18 110V109H17ZM72 110V111H71ZM106 110H108V108L106 109ZM111 110V109H110ZM124 110V109H123ZM128 110V109H127ZM180 110V109H179ZM179 110H176L175 112H177L178 113V111ZM183 110L184 111H186L184 108H183ZM182 109L180 110V115H178L177 113H176V116L179 118V120H182V122H184V119H182L183 117L185 118V116L187 117L188 115H186V114H184V113H182V111H183ZM50 111V110H49ZM148 111V110H147ZM152 111V110H151ZM160 111V110H159ZM162 111V110H161ZM196 111L197 110H195V113H196ZM199 111H202V110H200V109H198V112ZM221 111L223 112V110H221L220 109V111L218 112V110H217V112L215 113V115L218 113H220V114H223V113H221ZM20 112H22V113H20ZM86 112V111H85ZM90 112H92V111H90ZM97 112H99V111H97ZM129 112L131 113V111L129 110ZM150 112V111H149ZM172 112V111H171ZM203 112H204V117H203V113L201 112V114H202V117L201 118H204L205 120H206V114H207V110H203ZM61 113V112H60ZM89 113V112H88ZM103 113V112H102ZM125 113V112H124ZM151 113V112H150ZM153 113V112H152ZM163 113V112H162ZM167 112H165V114H166ZM174 113V112H173ZM92 114V113H91ZM100 114H101V112H100ZM118 114V113H117ZM122 114V113H121ZM133 114V113H132ZM147 114V113H146ZM164 114V115H165ZM182 114V115H181ZM185 116H184V115ZM199 114V113H198ZM197 114V115H198ZM264 114V113H263ZM104 115V114H103ZM108 115V114H107ZM129 115V114H128ZM137 115V114H136ZM144 115V114H143ZM162 115V114H161ZM171 115V114H170ZM173 115H175V114H173ZM194 115V114H193ZM193 115H191V117H189L190 118V120L192 121L193 120ZM208 115H214V111L212 112V113H210V112H208ZM94 116H96V115H94ZM98 116V115H97ZM99 116H101V115H99ZM105 116V115H104ZM148 116V115H147ZM196 116V114L194 115V119L197 117H195ZM226 116V115H225ZM258 116V115H257ZM107 117V116H106ZM135 117H137V116H135ZM57 118V117H56ZM87 118V117H86ZM100 118V117H99ZM103 118V117H102ZM110 118V117H109ZM142 118H143V116H142ZM171 118V117H170ZM227 118V117H226ZM55 119V118H54ZM89 119V118H88ZM105 119V118H104ZM130 119V118H129ZM153 119V118H152ZM187 119H188V117H187ZM249 119H250V117H249ZM81 120H82V118H81ZM99 120V119H98ZM103 120V119H102ZM131 120V119H130ZM161 120V119H160ZM169 120H171V119H169ZM189 120V119H188ZM58 121V120H57ZM89 121H91V120H89ZM96 121V120H95ZM94 121V122H95ZM107 121V120H106ZM108 121H110L109 119H108ZM138 121V120H137ZM191 121H185L184 123H185V125H186V123L188 124L187 125V127H185L186 128V132H183L182 130L183 129H185V128H183L181 131L183 132V135H182V137L184 138L183 139V142H184V144L183 145H186L187 144V140L190 138L191 139V141H190V139H189V141L191 142L189 145H192V147L190 146V150L189 149H185V147H187V145L186 146H183L182 144H180L177 140V142H178V146H176V148L177 147H179V150H178V154H177V157H178V159H179V161H181L182 160V157L184 156H186V155H189V154H192L194 157H199V156H195V155H197L198 153H196V149H198V146L197 145H194V142H196L197 144H198V138H196L195 136H197V135H194V134H192V132H194L195 131V125H197V124H192V122ZM207 121V120H206ZM219 121V120H218ZM244 121V120H243ZM54 122V121H53ZM60 122V121H59ZM58 122V123H59ZM64 122V121H63ZM102 122V121H101ZM141 122V121H140ZM172 122V121H171ZM199 122V121H198ZM208 122V121H207ZM245 122V121H244ZM247 122V121H246ZM254 121H252V123H253ZM256 122V121H255ZM56 123V122H55ZM91 123V122H90ZM136 123V122H135ZM205 123V122H204ZM226 123V122H225ZM12 124V125H11ZM54 124V123H53ZM63 124V123H62ZM65 124V125H66ZM81 124V123H80ZM107 124V123H106ZM121 124V123H120ZM127 124V123H126ZM137 124V123H136ZM135 124V125H136ZM154 124V123H153ZM166 124H167V122H166ZM171 124V123H170ZM169 124V125H170ZM264 124V123H263ZM10 125V126H9ZM56 125H58V124H56ZM95 125V124H94ZM100 125V124H99ZM125 125V124H124ZM133 125V124H132ZM139 125V124H138ZM168 125V124H167ZM172 125V124H171ZM176 125V124H175ZM53 126V125H52ZM77 126V125H76ZM84 126V125H83ZM137 126V125H136ZM140 126V125H139ZM138 126V127H139ZM151 126V125H150ZM195 126V127H194ZM206 127H207V125H205ZM205 126H202V128H204ZM50 127H51V125H50ZM53 127H55V126H53ZM52 127V130L53 129H55V128H53ZM57 127H59V126H57ZM60 127H62V125L60 126ZM81 125H79L78 126V128L77 127H75L77 130H81ZM87 127V126H86ZM96 127V126H95ZM98 127V126H97ZM135 127V126H134ZM152 127V126H151ZM197 127L199 128V126L197 125ZM205 127V128H206ZM211 127H212V125H211ZM252 127V126H251ZM250 127V128H251ZM74 128V129H75ZM83 128V127H82ZM125 128V127H124ZM133 128V127H132ZM149 128V127H148ZM176 128V127H175ZM182 128V127H181ZM201 128V127H200ZM210 128V127H209ZM216 128V127H215ZM227 128V127H226ZM232 128V127H231ZM262 128V127H261ZM33 129H35L36 130V132H34V131H32ZM60 129V128H59ZM92 129V128H91ZM90 129V130H91ZM96 129V128H95ZM101 129V128H100ZM142 129V128H141ZM152 129V128H151ZM170 129V128H169ZM221 129V128H220ZM66 130V129H65ZM65 130H64V132H65ZM76 130V131H77ZM84 130H85V128H84ZM110 130V129H109ZM135 130V129H134ZM162 130V129H161ZM199 130V129H198ZM246 130H247V128H246ZM248 130H251V129H249L248 128ZM252 130H253V128H252ZM263 130V129H262ZM46 131H47V133H46ZM56 131V133H57V130H55ZM78 131V132H79ZM82 131V130H81ZM81 131H80V133H81ZM98 131V130H97ZM104 131V130H103ZM200 131H202V129H200ZM244 131V130H243ZM256 131V130H255ZM61 132V131H60ZM107 132V131H106ZM111 132V131H110ZM113 132V131H112ZM144 132H146L145 130H144ZM171 132H172V130H171ZM174 132V131H173ZM181 132V133H182ZM206 132V131H205ZM217 132V131H216ZM224 132V131H223ZM253 132V131H252ZM71 133V132H70ZM84 133V132H83ZM140 133V132H139ZM164 133V132H163ZM192 134V136L191 137H186L188 134ZM197 133V132H196ZM204 133V132H203ZM47 134H48V136H47ZM87 134V133H86ZM142 134H143V132H142ZM153 134H155V133H153ZM171 134V133H170ZM176 134V133H175ZM245 134V133H244ZM255 136H254V135ZM253 134H250L251 136H253V138H255L256 137V139H258V134H257V136H256V133H253ZM57 135V134H56ZM62 135V134H61ZM63 135H64V133H63ZM66 135H68V133L67 134H65V136ZM79 137H80V135L79 134H77ZM103 135V134H102ZM140 135V134H139ZM205 135V134H204ZM219 135V134H218ZM249 135V134H248ZM53 136H54V134H53ZM58 136H60L59 135V133H58ZM58 136H54L55 138H57ZM83 136V135H82ZM81 136V137H82ZM132 136V135H131ZM175 136V135H174ZM203 136V135H202ZM260 136V135H259ZM264 136V135H263ZM61 137V136H60ZM75 137V136H74ZM105 137V136H104ZM235 137V136H234ZM248 138H249V136H247ZM48 138V140H47V142H45V144H44V146H43V143H42V140H46ZM59 138V137H58ZM57 138V139H58ZM85 138V137H84ZM153 138H155V137H153ZM204 138H206V136L204 137ZM209 138V137H208ZM212 138V137H211ZM219 138V137H218ZM217 138V139H218ZM67 140H69L70 138L67 136V138H66ZM90 139V138H89ZM95 139V138H94ZM144 139H145V137H144ZM157 139V138H156ZM161 139V138H160ZM175 139V138H174ZM198 141H197V140ZM243 139V138H242ZM250 139H251V137H250ZM250 139H249V141H250ZM260 139H262L261 137H260ZM264 139V138H263ZM59 140V139H58ZM57 140V141H58ZM72 140V139H71ZM79 140H81V139H79ZM106 140V139H105ZM180 140V139H179ZM196 140V141H195ZM201 140V139H200ZM203 141H205L204 143L206 144V140H204V139H202ZM214 140V139H213ZM239 140V139H238ZM247 140V142H248V139H246ZM253 142L255 141V140H253V139H251ZM64 141V140H63ZM77 141V140H76ZM138 141V140H137ZM187 141V142H186ZM250 142L249 144H253V142ZM260 141V140H259ZM259 141H256L257 143L259 142ZM262 141V140H261ZM260 141V142H261ZM12 142H13V144H12ZM90 142V141H89ZM139 142V141H138ZM158 143H159V141H157ZM214 142H215V140H214ZM219 142V141H218ZM238 142V141H237ZM244 142V141H243ZM246 142V143H247ZM54 143H55V141H54ZM57 143V142H56ZM61 143V142H60ZM68 143V142H67ZM83 143H85V142H83ZM107 143V142H106ZM245 143V142H244ZM243 143V144H244ZM66 144V143H65ZM104 144V143H103ZM161 144V143H160ZM248 144V143H247ZM246 144V145H247ZM249 144H248V146H249ZM261 144H262V142H261ZM49 145V144H48ZM99 145V144H98ZM122 145V144H121ZM156 145V144H155ZM188 145V146H189ZM226 145V144H225ZM241 145V144H240ZM257 144H255V145H253V147L254 146H256ZM264 145V144H263ZM261 146V145H260ZM259 146V147H260ZM61 147V146H60ZM63 147V146H62ZM68 147V146H67ZM100 147V146H99ZM102 147V146H101ZM143 147V146H142ZM161 147V146H160ZM169 147V146H168ZM197 147V148H196ZM249 147H252V146H249ZM264 147V146H263ZM83 148V147H82ZM148 148V147H147ZM244 148V147H243ZM262 148V147H261ZM49 149V148H48ZM64 149V148H63ZM85 149V148H84ZM94 149V148H93ZM144 149V148H143ZM158 149V148H157ZM172 149V148H171ZM174 149V148H173ZM172 149V150H173ZM183 149V150H182ZM219 149V148H218ZM255 149V148H254ZM58 150V149H57ZM95 150H97V149H95ZM149 150V149H148ZM169 150V149H168ZM167 150V151H168ZM171 150V151H172ZM182 150V151H181ZM253 150V149H252ZM257 150V149H256ZM263 150V149H262ZM81 151V150H80ZM251 150H248V153L250 152ZM14 152V153H13ZM20 152V153H21ZM40 152V153H39ZM68 152V151H67ZM84 152V151H83ZM159 152H161V151H159ZM175 152V151H174ZM177 152V151H176ZM192 152V153H191ZM252 152H254V150L252 151ZM262 152V151H261ZM19 153V152H18ZM31 153L33 154V155H31ZM58 153H59V151H58ZM75 153V152H74ZM95 153H97V152H95ZM167 153V152H166ZM196 153V154H195ZM199 153H202V152H199ZM245 153H247V151H245ZM251 153V152H250ZM38 154H40V156H37ZM86 154H88V153H86ZM107 154V153H106ZM174 154V153H173ZM184 154H186V155H184ZM225 154V153H224ZM240 154V153H239ZM14 155V156H13ZM47 155V154H46ZM54 155V154H53ZM76 155V154H75ZM176 155V154H175ZM198 155H200V154H198ZM241 155V154H240ZM259 155V154H258ZM263 155V154H262ZM262 155H260V156H262ZM21 156V155H20ZM30 156H28L29 158H31ZM42 156H44V155H42ZM78 156V155H77ZM106 156V155H105ZM108 156V155H107ZM167 156V155H166ZM239 156V155H238ZM35 157V158H36ZM70 157V156H69ZM72 157V156H71ZM95 157V156H94ZM177 157H175V159L177 158ZM189 157H191V156H189ZM243 157V156H242ZM256 157V156H255ZM25 158H27V157H25ZM55 158V157H54ZM59 158V157H58ZM73 158V157H72ZM212 158V157H211ZM258 158H260V157H258ZM32 159H33V157H32ZM75 159V158H74ZM122 159V158H121ZM186 159V158H185ZM204 159H205V157H204ZM218 159V158H217ZM248 159V158H247ZM249 159H251V158H249ZM28 160V159H27ZM36 160V159H35ZM71 160V159H70ZM78 160V159H77ZM82 160V159H81ZM125 160V159H124ZM123 160V161H124ZM155 160V159H154ZM216 160V159H215ZM243 160V159H242ZM30 161V160H29ZM33 161V160H32ZM38 161V160H37ZM40 161V160H39ZM42 161V160H41ZM51 161V160H50ZM60 161V160H59ZM126 161V160H125ZM158 161V160H157ZM198 161V160H197ZM224 161V160H223ZM247 161V160H246ZM251 161V160H250ZM257 161V160H256ZM264 161V160H263ZM130 162V161H129ZM192 162V163H191ZM190 162V167H189V170L188 171H186V168H184L182 165H178L177 166V164L175 165L174 164V166L173 167H175V166H177V167H175V168H173L172 169V171L171 172H169L170 174L172 173V176L174 177V178H172V179H174V180H177L178 182H177V184L178 185H175V187L174 188H172V190H171V195H170V198H172V200L170 199V201H174V204H177V205H180L181 206V203L183 202V200L186 202V206L185 205H183V206H185V208H186V210H183V206H182V211H181V213L179 214L180 216L182 215V218H183V220L184 219H186L185 220V222L187 223H185L184 222V225H185V228H186V226L189 228V230L190 229H193V227L191 226V225H193L192 223L195 221V218H197V217H195L194 215V212H195V210H194V204L196 205V196H197V192L199 191L198 189V185H199V183H200V181H201V174L202 173H204V172H206L207 171V168L209 167L208 165H204V166H208L207 168L205 167L204 169H202V167L200 166V165H197V166H194V163H193V161H191ZM196 162V161H195ZM259 162V161H258ZM257 162V163H258ZM48 163V162H47ZM70 163H74V162H72V160H71V162ZM111 163V162H110ZM114 163V162H113ZM120 163V162H119ZM125 163V162H124ZM137 163V162H136ZM183 163V162H182ZM214 163V162H213ZM253 163V162H252ZM256 163V162H255ZM261 163V162H260ZM263 163V162H262ZM261 163V164H262ZM16 164V163H15ZM38 164V163H37ZM39 164H41V163H39ZM97 164V163H96ZM109 164V163H108ZM184 165H185V163H183ZM242 164V163H241ZM251 164V163H250ZM259 164V163H258ZM264 164V163H263ZM50 165V164H49ZM48 165V166H49ZM59 165V164H58ZM66 165V164H65ZM99 165V164H98ZM119 165V164H118ZM187 166L189 165L188 163L186 164ZM247 165H248V163H247ZM39 166V165H38ZM37 166V167H38ZM56 166V165H55ZM64 166V165H63ZM68 166V165H67ZM73 166H75V165H73ZM79 166V165H78ZM111 166V165H110ZM114 166V165H113ZM122 166V165H121ZM237 166V165H236ZM243 166V165H242ZM251 166V165H250ZM260 166V165H259ZM65 167V166H64ZM71 168H72V166H70ZM81 167V166H80ZM117 167V166H116ZM120 167V166H119ZM127 167V166H126ZM125 167V168H126ZM130 167V166H129ZM131 167H132V165H131ZM130 167V168H131ZM137 167V166H136ZM149 167V166H148ZM163 167H165V166H163ZM247 167V166H246ZM257 167V166H256ZM263 167V166H262ZM39 168V167H38ZM63 168V167H62ZM115 168V167H114ZM121 168V167H120ZM150 168V167H149ZM237 168H239V167H237ZM237 168H235V169H237ZM242 168V167H241ZM240 168V169H241ZM244 168V167H243ZM250 168V167H249ZM67 169V168H66ZM101 169V168H100ZM107 169V168H106ZM143 169V168H142ZM218 169V168H217ZM51 170V169H50ZM65 170V169H64ZM124 170V169H123ZM133 171H134V169H132ZM141 170V169H140ZM146 170V169H145ZM170 170V169H169ZM204 170V171H203ZM238 170V169H237ZM244 170V169H243ZM246 170H248V169H246ZM263 170V169H262ZM262 170H260V171H262ZM2 171V170H1ZM6 171V170H5ZM12 172H13V170H11ZM49 171V170H48ZM55 171H56V169H55ZM68 171H70V169L68 170ZM118 171V170H117ZM121 171V170H120ZM128 171V170H127ZM130 171V170H129ZM137 171V170H136ZM135 171V172H136ZM209 171H210V169H209ZM260 171L258 172V174L260 173ZM7 172V171H6ZM5 172V174H7ZM236 172V171H235ZM244 172V171H243ZM255 172V171H254ZM263 172V171H262ZM9 174H11V172L9 171L8 172ZM52 173H54V172H52ZM66 173H68V172H66ZM109 173V172H108ZM124 173V172H123ZM122 173V174H123ZM139 173V172H138ZM239 173V172H238ZM250 173V172H249ZM1 174H2V172H1ZM17 174V173H16ZM93 174V173H92ZM110 174V173H109ZM131 174V173H130ZM134 174V173H133ZM140 174V173H139ZM138 174V176H140ZM207 174V176H208V173H206ZM205 174V175H206ZM242 174V173H241ZM246 173L244 172V175H245ZM251 174V173H250ZM55 175V174H54ZM103 175V174H102ZM124 175V174H123ZM244 175L242 176V177H244ZM262 175H263V173H262ZM261 175V176H262ZM5 176H7V175H5ZM12 176V175H11ZM50 176V175H49ZM125 176V175H124ZM131 176V175H130ZM143 176V175H142ZM156 176V175H155ZM210 176V175H209ZM241 176V175H240ZM258 176V175H257ZM8 177H10V176H8ZM53 177V176H52ZM57 177V176H56ZM70 177V176H69ZM103 177H104V175H103ZM109 177V176H108ZM129 177V176H128ZM204 178L206 177V176H203ZM237 177H238V174H237ZM237 178V179H243V178ZM249 177H250V179H248V175H247V178H245L244 177V179H243V183L241 184L240 183V186L238 185V188H239V190L240 191H242V192H248V190H251V189H253L252 187H253V185H252V183H251V181H252V177L249 175ZM256 177V176H255ZM263 177V176H262ZM50 178V177H49ZM106 178V177H105ZM119 178V177H118ZM203 178V180H205ZM252 178V179H251ZM10 179V178H9ZM56 179V178H55ZM107 179V178H106ZM122 179H123V177H122ZM130 179H132V178H130ZM164 179V178H163ZM171 179V180H172ZM13 180V179H12ZM47 180V179H46ZM53 180V179H52ZM116 180V179H115ZM165 180V179H164ZM168 180V179H167ZM221 180V179H220ZM1 181V180H0ZM114 181V180H113ZM219 181V180H218ZM242 181V180H241ZM258 181H259V179H258ZM47 182V181H46ZM51 182V181H50ZM96 182V181H95ZM119 182V181H118ZM210 182V181H209ZM212 182V181H211ZM215 182V181H214ZM219 182H221V181H219ZM260 182V181H259ZM109 183V182H108ZM125 183H126V181H125ZM138 183V182H137ZM205 183V182H204ZM218 183V182H217ZM263 183V182H262ZM97 184V183H96ZM113 184H115V183H113ZM201 184V183H200ZM206 184V183H205ZM220 184V183H219ZM166 185V187L164 186V188L163 189H167V188H169V187H167V184H165ZM204 185V184H203ZM256 185H258V183L256 184ZM6 186H8V184L6 185ZM105 186V185H104ZM103 186V187H104ZM209 186H210V184H209ZM1 187V186H0ZM52 187V186H51ZM115 187V186H114ZM201 187V186H200ZM207 187V186H206ZM222 187V186H221ZM260 187V186H259ZM263 187V186H262ZM48 188V187H47ZM55 188V187H54ZM106 188V187H105ZM118 188V187H117ZM209 188V187H208ZM212 188V187H211ZM224 188V187H223ZM120 189V188H119ZM126 189V188H125ZM139 189V188H138ZM161 190V191H164V190ZM262 189V188H261ZM5 190V189H4ZM96 190V189H95ZM206 190V189H205ZM57 191V190H56ZM103 191V190H102ZM127 191V190H126ZM77 192V191H76ZM75 192V193H76ZM97 192V191H96ZM152 192V191H151ZM210 192V191H209ZM90 193V192H89ZM88 193V194H89ZM129 193V192H128ZM127 193V194H128ZM145 193V192H144ZM206 193V192H205ZM228 193V192H227ZM259 193V192H258ZM54 194V193H53ZM166 194V193H165ZM169 194H170V192H169ZM212 194V193H211ZM48 195H49V193H48ZM67 195V194H66ZM66 195H64L65 197H66ZM69 195V194H68ZM108 195V194H107ZM117 195V194H116ZM144 195V194H143ZM146 195V194H145ZM144 195V196H145ZM201 195H203V194H201ZM229 195V194H228ZM255 195V194H254ZM133 196V195H132ZM172 196V197H171ZM204 196V195H203ZM220 196V195H219ZM111 197H113V196H111ZM110 197V198H111ZM221 197V196H220ZM253 197V196H252ZM255 197V196H254ZM264 197V196H263ZM50 198V197H49ZM52 198V197H51ZM90 198V197H89ZM115 198V197H114ZM129 198V197H128ZM213 198V197H212ZM226 198V197H225ZM224 198V199H225ZM56 199V198H55ZM98 199V198H97ZM121 199V198H120ZM119 199V200H120ZM134 199V198H133ZM198 199V198H197ZM223 199V200H224ZM234 199V198H233ZM261 199V198H260ZM263 199V198H262ZM38 200V199H37ZM49 200V199H48ZM89 200V199H88ZM222 200V201H223ZM227 200V199H226ZM253 200H255V199H253ZM259 200V199H258ZM59 201V200H58ZM63 201V200H62ZM73 201V200H72ZM107 201V200H106ZM112 201V200H111ZM134 201V200H133ZM136 201V200H135ZM213 201V200H212ZM256 201H257V199H256ZM264 201V200H263ZM154 202V201H153ZM33 203V202H32ZM73 203V202H72ZM113 203V202H112ZM118 203V202H117ZM152 203V202H151ZM254 203H256V202H254ZM115 204V203H114ZM260 204V203H259ZM263 204V203H262ZM49 205V204H48ZM76 205V204H75ZM88 205V204H87ZM142 205V204H141ZM227 205V204H226ZM17 206V205H16ZM27 206H28V204H27ZM34 206V204L31 206V204L28 206L29 208H31V209H25L24 210V212L22 211V212H20L19 214H17V215H14L13 213H12V217L11 216H9L10 214H9V212L5 215V213L7 212H3V214L5 215H3L2 216V211L0 212L1 213V215H0V232H1V230H3V231H5V232H3L2 231V233H0V250L1 249H5V251L4 252H6L7 251V254H1L0 255V264H5L6 262H3V263H1L2 261H10V259L9 258H11V256L14 254V255H16L18 252L21 254H24V252H25V247H23L22 246V243L23 242H21L22 240L21 239H23V234H26V233H24L23 232V229H34V227L32 226V219H33V211H34V208H32ZM63 206V205H62ZM85 206V205H84ZM110 206V205H109ZM143 206H145V204L143 205ZM147 206V205H146ZM171 206V205H170ZM12 207V206H11ZM10 207V208H11ZM75 207V206H74ZM100 207V206H99ZM111 207V206H110ZM152 207V206H151ZM172 207V206H171ZM175 207H176V205H175ZM175 207H173L172 209H174ZM178 207V206H177ZM232 207V209L234 208V210L237 208H235L234 206H231ZM241 207V206H240ZM3 208V207H2ZM18 208V207H17ZM38 208V207H37ZM62 208V207H61ZM96 208V207H95ZM121 208V207H120ZM130 208V207H129ZM148 208V207H147ZM154 208V207H153ZM180 208V207H179ZM4 209H5V207H4ZM8 209V208H7ZM6 209V210H7ZM70 209V208H69ZM72 209V208H71ZM144 209V208H143ZM158 209V208H157ZM164 209H167V208H164ZM171 209V208H170ZM170 209H168V210H170ZM219 209H221V208H219ZM223 209V208H222ZM18 210V209H17ZM16 210V211H17ZM63 210V209H62ZM101 210V209H100ZM110 210V209H109ZM162 210V209H161ZM181 210V209H180ZM218 210V209H217ZM239 210H241V211H243L242 210V208L241 209H239ZM40 211V210H39ZM111 211V210H110ZM116 211V210H115ZM136 211V210H135ZM185 213H184V212ZM227 211V210H226ZM231 211V210H230ZM236 211V210H235ZM234 211V212H235ZM49 212V211H48ZM128 212V211H127ZM133 212V211H132ZM163 212V211H162ZM220 212V211H219ZM238 212V211H237ZM11 213V212H10ZM134 213V212H133ZM144 213V212H143ZM173 213V212H172ZM227 213H229V214H231L229 211H227ZM241 213V212H240ZM9 214V215H8ZM51 214V213H50ZM95 214V213H94ZM107 214V213H106ZM114 214V213H113ZM132 214V213H131ZM141 214V213H140ZM149 214V213H148ZM175 214V213H174ZM178 213H176V215H177ZM183 214H185V216H186V218H184V216H183ZM226 214V213H225ZM228 214V216H231V215H229ZM242 214V213H241ZM34 215H40V213L38 214H35L34 213ZM46 215H47V213H46ZM83 215V214H82ZM137 215V214H136ZM143 215V214H142ZM145 215V214H144ZM155 215V214H154ZM201 215V214H200ZM220 215V214H219ZM247 214H245V216H246ZM249 215V214H248ZM255 215V214H254ZM2 216V217H1ZM11 217V218H9V217ZM115 216H116V212H115ZM145 216H147V215H145ZM145 216H143V217H145ZM164 216V215H163ZM228 216H227V218H228ZM239 216V215H238ZM244 216V215H243ZM46 217V216H45ZM92 217V216H91ZM166 217H167V215H166ZM195 217V218H194ZM219 217H221V216H219ZM218 217V218H219ZM232 217V216H231ZM78 218V217H77ZM98 218V217H97ZM101 218V217H100ZM133 218V217H132ZM135 218V217H134ZM203 218V217H202ZM211 218V217H210ZM66 219V218H65ZM93 219V218H92ZM141 219H145V218H141ZM141 219H140V221H141ZM157 219V218H156ZM201 219V218H200ZM229 219H230V217H229ZM235 219V218H234ZM251 219H253V218H251ZM259 219V218H258ZM257 219V220H258ZM34 220V219H33ZM120 219H118L117 221H119ZM122 220V219H121ZM134 220V219H133ZM139 220V219H138ZM202 220V219H201ZM222 220V219H221ZM228 220V219H227ZM227 220L225 221V225H227L226 224V222H227ZM257 220H255L256 222H257ZM64 221V220H63ZM93 221V220H92ZM95 221V220H94ZM135 221H137V220H135ZM144 221V220H143ZM148 221V220H147ZM152 221V220H151ZM168 221V220H167ZM175 221H176V219H175ZM182 221V220H181ZM199 221V220H198ZM208 221V220H207ZM206 221V222H207ZM230 221V220H229ZM232 221V220H231ZM238 221H239V219H238ZM247 221V220H246ZM248 221H251V220H248ZM260 221V220H259ZM66 222V221H65ZM82 222V221H81ZM132 222V221H131ZM131 222H130V224H131ZM145 222V221H144ZM155 222H156V220H155ZM154 222V223H155ZM163 221H162V219H160V222L159 223H162ZM180 222V221H179ZM222 222V221H221ZM122 223V222H121ZM128 223V222H127ZM133 223H135V222H133ZM138 223V222H137ZM137 223H136V226H137ZM147 223V222H146ZM168 223H169V221H168ZM172 223H173V221H172ZM176 223V222H175ZM180 223H182V222H180ZM210 223V222H209ZM249 223V222H248ZM254 223V222H253ZM258 223V222H257ZM260 223H262V222H260ZM150 224V223H149ZM183 224V223H182ZM199 224V223H198ZM207 224H208V222H207ZM235 224V223H234ZM238 224V223H237ZM243 224V223H242ZM250 224V223H249ZM37 225V224H36ZM66 225V224H65ZM64 225V226H65ZM82 225V224H81ZM92 225V224H91ZM98 225V224H97ZM118 225V224H117ZM129 225V224H128ZM134 225V224H133ZM138 225H139V223H138ZM141 225V224H140ZM142 225H144V224H142ZM150 225H152V224H150ZM157 225V224H156ZM161 225V224H160ZM163 225H165L164 223H163ZM162 225V226H163ZM205 225V224H204ZM204 225H203V227H204ZM213 225H215V224H213ZM219 225V224H218ZM231 225V222H230V224H229V226ZM239 225V224H238ZM256 225H258V224H256ZM255 225V226H256ZM264 225V224H263ZM32 226V227H31ZM75 226V225H74ZM116 226V225H115ZM136 226H134V227H136ZM148 226V225H147ZM159 226V225H158ZM224 226V225H223ZM223 226H221V227H223ZM68 227V226H67ZM114 227V226H113ZM140 227V226H139ZM172 227H174L173 225H172ZM192 227V228H191ZM199 228L200 227V225H199V227L197 226V224H196V226H195V228ZM218 227V226H217ZM220 227V228H221ZM228 227V226H227ZM231 227V226H230ZM233 227H234V225H233ZM250 227V226H249ZM252 227V226H251ZM261 227V226H260ZM112 228V227H111ZM110 228V229H111ZM149 228V227H148ZM158 228V227H157ZM168 228V227H167ZM178 228V227H177ZM188 228H186L187 230H188ZM194 228V229H195ZM196 228V229H197ZM214 228H215V226H214ZM224 228V227H223ZM222 228V229H223ZM253 228H254V226H253ZM262 228V227H261ZM15 229H20V231H14ZM104 229V228H103ZM153 229V228H152ZM159 229V228H158ZM173 229V228H172ZM186 229H185V231H184V233L185 232H188V231H186ZM195 229V230H196ZM204 229V228H203ZM256 229V228H255ZM258 229H260V228H258ZM37 230V229H36ZM93 230V229H92ZM106 230V229H105ZM129 230V229H128ZM133 230V229H132ZM160 230V229H159ZM168 230V229H167ZM176 230V229H175ZM175 230H174V232H175ZM198 230V233H199V229H197ZM201 230V229H200ZM213 230V229H212ZM215 230V229H214ZM223 230H225V229H223ZM264 229H262V231H263ZM34 231V230H33ZM91 231V230H90ZM103 231V230H102ZM109 231V230H108ZM161 231V230H160ZM171 231V230H170ZM180 231V230H179ZM191 231V230H190ZM188 232V234H187V236H189L188 238H191V239H193V235L195 234H197L196 232H194V234L192 235L191 234V232ZM208 231V230H207ZM228 232H227V234L229 233V235H227L226 237H227V240H225V242H223V241H221V243L223 244V245H219L218 244V249L216 250L217 252L216 253H218L219 255H222V257L225 255L226 256V258H228V260L227 261H229V263L230 264H233V260L231 259L232 257H233V255H235V253L238 255V258H239V260L237 261V264H257L258 262H256L257 260V256H258V253H259V251L260 250H263V248L261 249V248H258L259 246H258V244H257V242H259L258 241V236H257V238L256 237H254L255 236V234H253V232H251L252 233V235H254V236H252V235H250V231H244V232H240V231H238L237 229H228L227 230ZM256 231V230H255ZM260 231V230H259ZM84 232V231H83ZM95 232V231H94ZM132 232V231H131ZM146 232V231H145ZM205 232V231H204ZM209 232V231H208ZM122 233V232H121ZM189 233L191 234V237H190V235H189ZM11 234V235H10ZM28 234H29V232H28ZM30 234H31V232H30ZM29 234V235H30ZM98 234V233H97ZM118 234V233H117ZM128 234V233H127ZM126 234V235H127ZM138 234V233H137ZM140 234V233H139ZM142 234H144V233H142ZM149 234V233H148ZM167 234H169V233H167ZM205 234V233H204ZM206 234H208V233H206ZM218 234V233H217ZM220 234H221V231H220ZM219 234V235H220ZM258 234V233H257ZM88 235H89V233H88ZM111 235V234H110ZM194 235V236H195ZM197 235H199L198 237H197ZM195 237L197 238V239H199V237L201 236V234H197ZM203 235V234H202ZM211 235V234H210ZM28 236V235H27ZM133 236H136L135 234H133ZM140 236V235H139ZM147 235H145V236H143V238H145L146 240H144L143 242H148V239H147V237H146ZM149 236V235H148ZM160 236V235H159ZM187 236H186V239H187ZM222 236V235H221ZM223 236H224V234H223ZM223 236L221 237V239H223ZM261 235H259V237H260ZM25 237V236H24ZM34 237V236H33ZM121 237V236H120ZM119 237V238H120ZM141 237V236H140ZM214 237V236H213ZM25 238H27V237H25ZM29 238V237H28ZM31 238H32V235H31ZM112 238V237H111ZM122 238H123V236H122ZM138 238V237H137ZM167 238V237H166ZM184 238V240L187 242H185L186 243V245L188 246V243H189V240L187 239H185V236L183 237ZM220 238V237H219ZM34 239V238H33ZM125 239V238H124ZM135 239V238H134ZM150 239H151V234H150ZM149 239V240H150ZM201 239H203V236L200 238V241L199 240H197V241H195V242H197L198 243V241L199 242H201V241H204V240H201ZM216 239V238H215ZM225 239V238H224ZM262 242L264 241V237H260L259 238ZM32 240V239H31ZM35 240V239H34ZM90 240V239H89ZM157 240V239H156ZM195 239H193L192 241H194ZM212 240V239H211ZM213 240H214V238H213ZM217 240V239H216ZM219 241V243H220V239H218ZM71 241V240H70ZM136 241V240H135ZM134 241V242H135ZM180 241V240H179ZM191 241V242H192ZM260 241V242H261ZM85 242V241H84ZM88 242H90V241H88ZM96 242V241H95ZM126 242V241H125ZM131 242V241H130ZM137 242V241H136ZM135 242V243H136ZM145 242V243H146ZM154 242V241H153ZM175 242V241H174ZM190 242V243H191ZM193 243V245H195L196 243ZM205 242H206V240H205ZM249 242H251L252 243V245H250V243ZM29 243V242H28ZM37 243V242H36ZM127 243H129L128 242V240H127ZM134 243V244H135ZM157 243H160V242H157ZM180 243H182V240H181V242ZM184 243V244H185ZM189 243V244H190ZM203 243V242H202ZM224 243H225V245H224ZM249 243V244H248ZM30 244V243H29ZM31 244H32V242H31ZM30 244V245H31ZM104 244H105V242H104ZM131 244H133V242H131ZM140 244H142V243H140ZM148 244V243H147ZM151 244V243H150ZM150 244H149V246L148 245H146L147 247H150ZM154 244V243H153ZM168 244V243H167ZM214 244V243H213ZM212 244V245H213ZM106 245V244H105ZM124 245V244H123ZM137 245V244H136ZM163 245V244H162ZM162 245H160L159 244V248H160V246H162ZM166 245V244H165ZM180 245V244H179ZM191 245V244H190ZM193 245H191V248H190V251H192V252H190L189 251V249L188 250H186V253H187V251H189V253L191 254V253H193V255H194V260H193V264H206V261H208V260H206L205 261V259H206V255L209 253V252H206V250H205V246L203 245V244H201L200 243V245H203V246H201V247H193ZM197 245V244H196ZM198 245H199V243H198ZM258 247H257V246ZM263 245V244H262ZM42 246V245H41ZM126 246V245H125ZM125 246L123 247V248H125ZM131 246V245H130ZM157 246V244L155 243V247ZM184 246V245H183ZM187 246L186 247H184V249L186 248L187 249ZM232 246H235V248H237V250L236 251H233V247ZM264 246V245H263ZM29 247V246H28ZM128 247H129V245H128ZM132 247V246H131ZM146 247V249H145V247L142 249V250H144L145 249V251L147 252L149 249V251H152L151 250V248L152 247H150L149 249ZM190 246H188V248H189ZM208 247V246H207ZM27 248V247H26ZM85 248V247H84ZM83 248V249H84ZM89 248V247H88ZM133 248V247H132ZM135 248H139V247H135ZM162 248H163V246H162ZM181 248V247H180ZM212 248H214V247H212ZM77 249V248H76ZM134 249V248H133ZM139 249H141V248H139ZM171 249V248H170ZM28 250V249H27ZM42 250V249H41ZM135 250L136 249H134V252H135ZM181 250V249H180ZM211 250V249H210ZM235 250V249H234ZM34 251V250H33ZM99 251V250H98ZM113 251V250H112ZM130 251V250H129ZM137 251V250H136ZM173 251V250H172ZM39 252V251H38ZM60 252V251H59ZM107 252V251H106ZM126 252V251H125ZM124 252V253H125ZM138 252V251H137ZM177 252H178V250H177ZM122 253V252H121ZM139 253V255L140 256H142V252H141V254H140V252H138ZM147 253H149V252H147ZM161 253V252H160ZM181 253V252H180ZM64 254V253H63ZM89 254V253H88ZM95 254V253H94ZM99 254V253H98ZM161 254H163V253H161ZM176 254H178V253H176ZM184 254V253H183ZM190 254H188V256H190ZM19 255V254H18ZM39 255V254H38ZM144 255H146V254H143V256ZM148 256L150 255H152V252H150V254H147ZM145 256V258H147L148 256ZM22 256V255H21ZM35 256V255H34ZM34 256H33V258H34ZM100 256V255H99ZM112 256V255H111ZM128 256V255H127ZM134 256V255H133ZM139 256V257H140ZM179 256V255H178ZM185 256V255H184ZM183 256V257H184ZM187 256V255H186ZM187 256V257H188ZM53 257V256H52ZM103 257V256H102ZM138 257V258H139ZM160 257V259L162 258V255H160L159 256ZM159 257H155V259L156 258H159ZM163 257H164V255H163ZM21 258V257H20ZM26 258V257H25ZM93 258V257H92ZM110 258V257H109ZM129 258H130V256H129ZM132 259H134L133 257H131ZM135 258H137V255L135 256ZM149 258H151V257H148L147 259L149 260ZM153 258V257H152ZM169 258V257H168ZM221 258V257H220ZM22 259V258H21ZM94 259H96V258H94ZM107 259V258H106ZM114 259V258H113ZM185 259V258H184ZM234 259V258H233ZM26 260V259H25ZM24 260V261H25ZM38 260V259H37ZM97 260H98V258H97ZM96 260V261H97ZM123 260H124V256H123ZM126 260V259H125ZM140 260V259H139ZM147 260V261H148ZM151 260V259H150ZM158 261H160L159 259H157ZM186 260H188L189 262H190V264H191V260H189V258L187 259L186 258ZM210 260V259H209ZM220 260V259H219ZM19 261V260H18ZM35 261V260H34ZM99 261V260H98ZM111 261V260H110ZM138 261V260H137ZM143 261H146V260H143ZM169 261V260H168ZM183 262H184V260H182ZM182 261H181V263L180 264H182ZM263 261V260H262ZM100 262V261H99ZM15 263V262H14ZM96 263H98V262H96ZM111 263V262H110ZM145 263H147V262H143L142 264H145ZM153 263H157L156 261L155 262H153ZM172 263H176V262H172ZM30 264V263H29ZM99 264V263H98ZM148 264V263H147ZM160 264V263H159ZM183 264H185V262L183 263ZM186 264H188V262H186ZM217 264V263H216ZM263 264V263H262Z\"/></svg>",
    "mask_w": 264,
    "mask_h": 264
}]
</instances>
